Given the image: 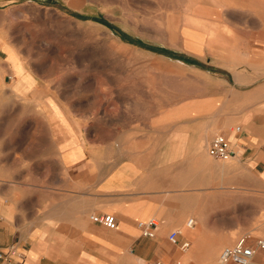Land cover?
Masks as SVG:
<instances>
[{
    "label": "rangeland",
    "instance_id": "374dc122",
    "mask_svg": "<svg viewBox=\"0 0 264 264\" xmlns=\"http://www.w3.org/2000/svg\"><path fill=\"white\" fill-rule=\"evenodd\" d=\"M1 47L29 87L18 78L5 85L2 116L14 107L35 114L43 148H52L47 138L67 139L69 150L84 145L86 186L108 181L127 159L167 184L197 171L204 186L205 171L224 163L210 157L205 128L230 142L217 127L264 105V0H0ZM0 73L12 82L7 66ZM33 155L21 157V181L7 184L51 182ZM19 164L8 158L0 171ZM141 241L96 264L164 261L163 236L154 248L161 260L152 258L154 240ZM143 250L145 262L136 257Z\"/></svg>",
    "mask_w": 264,
    "mask_h": 264
},
{
    "label": "crops",
    "instance_id": "0c3cea01",
    "mask_svg": "<svg viewBox=\"0 0 264 264\" xmlns=\"http://www.w3.org/2000/svg\"><path fill=\"white\" fill-rule=\"evenodd\" d=\"M0 53L5 56L0 67L7 66L12 75L11 82L0 73V96H4L5 85L18 77L8 52L1 47ZM17 80L16 86L29 88L28 81ZM24 92V96L31 94L30 89ZM20 109L14 107V116L7 119L0 111V122L4 121L0 124V161L13 157L19 164L22 155L33 150L31 161L38 163V170L51 182L10 185L7 179L19 182L25 174L21 164L14 165L12 172L0 171V250L16 247L19 257L12 264H96L119 253L127 255L134 244L143 243L138 223L150 219L157 220L159 228L153 239L143 240H154L152 258L161 260L154 248L163 236L167 254L164 261L151 264H216L222 250L240 239L246 238L249 246L264 240V105L251 118L238 114L237 120L217 127L228 133L233 155L219 169L205 171L204 186L199 185L197 171L188 175L187 183L179 179L167 184L164 175L140 171L133 159L116 165L108 181L100 177L96 184L86 186L84 145L78 141L69 150L67 139L47 138L52 148L41 147L35 114L20 117ZM241 109L244 112L245 106ZM236 122L243 127L241 135L231 133ZM214 131L205 128L200 137L212 139L218 135ZM92 215L114 216L116 229L93 223ZM190 220L193 224L188 226ZM172 231L180 232L179 243L189 244L186 250L174 246L181 251L174 252L166 244V234ZM136 257L144 261L148 256L143 250ZM254 262L264 264V251L256 252Z\"/></svg>",
    "mask_w": 264,
    "mask_h": 264
},
{
    "label": "built area",
    "instance_id": "2783aa9c",
    "mask_svg": "<svg viewBox=\"0 0 264 264\" xmlns=\"http://www.w3.org/2000/svg\"><path fill=\"white\" fill-rule=\"evenodd\" d=\"M239 130V128H237ZM211 158L217 161H226L233 155L231 151L230 142L222 135H215L209 145L208 149ZM90 220L93 223L101 224L109 230H115L117 227V221L112 215H92ZM193 221L188 222V226H191ZM159 228V223L155 219H150L145 222L138 223V229L140 235L146 239H153ZM179 231H172L168 234V241L172 246L178 247L180 250H186L189 247L188 243H179L178 237ZM257 251H264V240H258L255 246H249L247 239H240L236 245L226 247L219 255V264H258L254 262V256ZM15 257H19L18 251L14 245L9 246L6 250H0V263L12 264V260ZM154 264H163L156 262Z\"/></svg>",
    "mask_w": 264,
    "mask_h": 264
},
{
    "label": "bare ground",
    "instance_id": "6f19581e",
    "mask_svg": "<svg viewBox=\"0 0 264 264\" xmlns=\"http://www.w3.org/2000/svg\"><path fill=\"white\" fill-rule=\"evenodd\" d=\"M185 34H186V33H185ZM187 34H189V33L187 32ZM187 34H186V35H187ZM191 34H192V33H191ZM192 36H195V34H194V35L192 34ZM192 36H190V37H192ZM187 37H188V35H187ZM195 37H196V36H195ZM199 39H201V38H199ZM192 40H193V39H192ZM198 43H199V42H198ZM18 86H19V85H18ZM218 264H219V257H218Z\"/></svg>",
    "mask_w": 264,
    "mask_h": 264
}]
</instances>
